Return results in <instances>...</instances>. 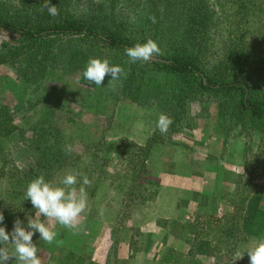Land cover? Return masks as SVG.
<instances>
[{
    "label": "trees",
    "instance_id": "trees-1",
    "mask_svg": "<svg viewBox=\"0 0 264 264\" xmlns=\"http://www.w3.org/2000/svg\"><path fill=\"white\" fill-rule=\"evenodd\" d=\"M120 1L104 0L97 10L87 7L77 11L75 0H51L59 9V15L52 17L42 8V0H0V32L13 40L0 48V65L12 66L27 89L38 86L59 62L69 65L74 57L86 61L91 54H99L92 45L93 50L85 53L76 42L103 44L112 52L108 56L114 57L112 65L121 66L126 73L114 81L122 97L145 106L155 95L163 114L173 121L171 132L193 129L196 114L192 105L212 102L226 127L247 126L264 135V0H125L134 6L130 11L133 18L115 13ZM149 38L162 50L158 61L122 60L125 48ZM3 108L0 139L17 138L18 145L14 151L0 150V212L23 220L33 208L25 200L29 182L44 175L54 184L61 170L75 168L74 160L62 150L63 138L48 117L37 121L25 117L16 122L15 114L20 116L21 111L16 107L13 114ZM157 139L156 135L152 138ZM150 149L149 144L126 147L100 141L92 146L93 163L83 173L89 180H97L98 187L105 183L108 166L116 158L118 171L125 169L134 180L131 188L137 190L143 183H137L136 172L146 170ZM10 152L25 161L17 164ZM11 164L15 165L10 168ZM251 188L243 216L227 214L226 242L238 235L264 237V186L254 184ZM137 197L131 190L128 198ZM0 226L10 233L9 227ZM217 232L219 235L222 229ZM209 242V236L198 240L192 253L198 252V257L211 254ZM225 244L215 247L224 249ZM64 252L53 258L58 264L83 263L75 253ZM171 258L179 262L168 254L163 261L167 264ZM188 264H198L197 258L189 259Z\"/></svg>",
    "mask_w": 264,
    "mask_h": 264
},
{
    "label": "rangeland",
    "instance_id": "rangeland-1",
    "mask_svg": "<svg viewBox=\"0 0 264 264\" xmlns=\"http://www.w3.org/2000/svg\"><path fill=\"white\" fill-rule=\"evenodd\" d=\"M103 2L75 0L74 6L77 11L87 7L97 10ZM128 5L121 0L115 13L133 18L130 11L134 6ZM7 43L13 40L0 32V48ZM76 44L85 53L98 49L99 54L89 58L108 59L113 64L114 57L108 58L112 52L105 45ZM123 59L129 62L127 55L122 54ZM87 62L79 56L69 65L59 62L38 86L27 89L12 66L0 65V110L9 108L14 114L17 107L22 115L15 114L16 122L25 117L36 121L48 117L63 138L62 150L74 160L75 168L61 170L54 185L64 175L79 170L82 173L75 186L79 190L85 177L83 171L93 163L92 146L100 141L119 142L126 147L130 143L149 144L151 148L146 170L136 172L137 183H143L141 188H131L134 180L125 169L118 171L115 158L108 166L110 174L105 183L97 187V180L90 179L91 185H84L88 206L77 229L52 221L49 223L54 225L56 238L51 244L39 240L38 234L33 237L42 264H58L53 258L65 255L64 250L81 257L82 264H166L163 259L167 254L179 261L171 258L167 264H188L194 257L198 264H249L247 250L257 238L238 235L226 242L223 230L230 226L225 221L227 214L243 216L251 186H264V135L247 126L226 127L212 102L192 105L196 114L193 129L157 133V120L164 111L155 95L150 104L141 106L123 98L110 77L106 76L102 86H89L82 75ZM155 135L157 141L152 140ZM17 143V138L0 139V150L14 151ZM65 145L71 146V152L65 151ZM9 156L17 164L25 161L15 158L14 152ZM131 190L138 195L135 200L128 198ZM34 215L32 208L27 216ZM4 217L2 225L11 232L14 219ZM207 236L208 250L213 255L198 257V252L192 253L197 247L194 244ZM222 244L224 249H216ZM238 256L243 258L237 260Z\"/></svg>",
    "mask_w": 264,
    "mask_h": 264
},
{
    "label": "clouds",
    "instance_id": "clouds-1",
    "mask_svg": "<svg viewBox=\"0 0 264 264\" xmlns=\"http://www.w3.org/2000/svg\"><path fill=\"white\" fill-rule=\"evenodd\" d=\"M42 8L46 9L52 17L59 15L57 6L51 0H42ZM153 23L155 18L150 17ZM125 54L130 63L149 62L162 55L158 43L149 38L144 43H135L125 48ZM83 78L89 86H102L106 76L109 80L117 81L126 76L124 69L119 65H110L108 59L90 58L83 70ZM172 119L161 113L157 120L160 133L167 134ZM71 146L65 145V151L71 152ZM79 173L69 172L64 175L58 185L46 181L44 175H39L31 180L26 187L25 200L30 201L35 210L34 216H27V223L17 217L13 221L11 232L0 226V264H42L38 255L37 244L33 237L38 234L39 240L51 244L56 238L55 221L68 229H77L81 214L87 209V192L84 185L90 186L91 181L83 177L82 186L77 190ZM103 215V208L100 210ZM44 218V219H42ZM5 217L0 212V224ZM11 246V251L9 250ZM249 264H264V237L258 238L255 245L247 250ZM243 256H238L242 259Z\"/></svg>",
    "mask_w": 264,
    "mask_h": 264
}]
</instances>
